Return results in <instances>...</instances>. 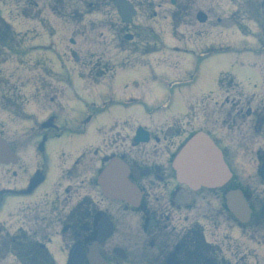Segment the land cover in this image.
<instances>
[{
  "label": "flooded vegetation",
  "instance_id": "af4514ba",
  "mask_svg": "<svg viewBox=\"0 0 264 264\" xmlns=\"http://www.w3.org/2000/svg\"><path fill=\"white\" fill-rule=\"evenodd\" d=\"M130 1L138 11L137 17L128 28L132 37L131 42H167L165 39L167 36H172L170 41L173 42H194L195 39L203 40L212 36L214 25L224 22L216 16L215 0ZM201 13L205 16L204 20L200 19ZM241 13L242 20L251 18L250 11L246 7ZM141 36L144 38L142 39ZM254 86L259 100L256 101L255 108L249 107L252 111L251 115L245 118L242 125L248 123L257 130L260 126L257 120L258 108L264 104V87L258 88L257 84ZM34 91L36 100H40L44 93H47L46 87L40 85ZM220 99V102L215 100L211 93L195 96L191 104L189 130L182 129L178 127V123H174L168 126L171 135L163 130L164 135L160 137L156 135L148 148L145 146L137 152L132 129L120 123L112 125L109 131L104 130L103 127L97 130L100 149L97 146L93 149L87 142L80 143L73 153L71 150L66 151L62 147H57L48 158L46 153L41 152V161L34 163V172H42L45 176V182L49 183V190L53 191L54 199L51 204L48 202L42 205L35 204L33 220L29 215L22 216V205L21 216L15 222V228L20 232L18 235H21L24 229L31 230L34 226H38L36 235L42 237V243L51 245L55 239H61L66 254L70 255L76 247L81 248L86 254L87 247L102 232L103 217L107 214L114 225V233L99 245L101 258L107 264H134L135 255L129 250L134 239V229L130 219L134 220L136 211L129 204L104 199L102 187L99 186V175L104 166L113 159H119L125 166L123 172L126 173V180L144 193L140 207L145 212L144 242L150 245L152 250H155L159 244L160 256L163 257L162 264H167L166 261L170 257L178 264H263L262 258L249 247V244L262 243L264 190L260 194L257 190L254 194H250L242 187L252 207L258 206L260 210L259 216H256L250 226L236 223L229 216L220 213L219 208H211L223 203L227 191L240 187L236 183H230L221 192L201 189L192 193L193 203L198 206L191 228L177 238L173 237V233L176 232V226L173 224L179 219L175 214L181 212V207L173 203L178 185L169 169L175 150L189 134L204 130L222 149L228 165H231L233 158L235 159V156L230 157V148L226 145L229 138L217 134V131L221 130L219 113L224 114L222 128L225 129L231 113L227 112L226 115L224 109L233 107L243 114L245 107L252 104L253 98L239 90L232 92L229 87H224ZM38 138L40 140L46 138L47 143H63L65 139H69L54 129H43ZM27 147L18 146L20 150L17 153L19 160L15 167V176H18V172L22 175L27 170L28 160H23L21 157L22 150H26ZM263 151L259 150L257 155L258 168L264 161ZM243 154L246 158L253 157L251 148L247 146H244ZM249 161L253 163L251 159ZM50 167L49 177L47 172ZM2 172L5 173V170L2 169ZM130 201L133 202L134 199L130 198ZM168 211L173 214L168 215ZM150 217L154 221V226L148 229ZM172 240V248H167L166 245H171ZM117 249L125 251L124 261L116 254ZM145 257L148 255L145 254ZM85 264H88L87 261Z\"/></svg>",
  "mask_w": 264,
  "mask_h": 264
},
{
  "label": "rangeland",
  "instance_id": "374dc122",
  "mask_svg": "<svg viewBox=\"0 0 264 264\" xmlns=\"http://www.w3.org/2000/svg\"><path fill=\"white\" fill-rule=\"evenodd\" d=\"M230 7L236 9L238 5L232 3ZM4 15L7 19H9V14L5 13ZM13 21L15 22V25L18 26V20ZM78 21L79 22L75 23V25L71 24V27L65 30L66 33H62L59 37L61 39L59 42H64V46H66L67 42H69V39L71 38H73L77 42L78 52L81 56V66L77 68L74 65V68H76L77 70H86V67H88L90 63L95 65L102 64L112 66L115 61H118V64H124L125 58L129 56H131V59H134L136 66L141 63V58L138 54V52L140 51L137 47V45H141V42H135L133 45L129 46H126L124 44V47H131L135 51L133 52L135 57L130 52H124L123 50L118 49L119 47L123 48V45L121 43V39L117 36V19L111 6H109L107 3L102 4L98 14L86 16V18H84L83 16L81 18L80 16ZM23 25L24 30L30 28L29 23H23ZM56 28L62 29L63 27L57 26ZM55 38L58 37L55 36ZM168 43L173 44L174 42ZM226 43H231L233 45V42ZM236 45H238V43ZM38 57L42 58L41 60L43 62L45 60L46 55ZM209 58V60L206 61V59H204L200 63V78L198 82V86L207 87L208 89H211L212 87H215L217 85L218 78L221 76L222 73H235L240 79L245 81L257 79L258 75L254 69L249 67H240L239 65H237L239 63L249 61L252 63H259L264 65V59L261 61L258 60V51L252 53H243V49L238 48L236 46H231V49L221 51ZM49 59L54 63L55 72H58L57 67H61L59 61L53 60L52 58ZM179 59L175 58L172 60L174 66L180 61ZM22 60V68L18 69V72L22 74V78H19L20 74H15L18 72L16 70V66L14 65V63H12L0 66V81L9 78V83L11 85L17 83V87L23 86V93L27 98H30L31 85L29 83L30 80L27 78L31 76H36L37 72H39V77H41L44 75L43 72L45 71V69L43 67L37 66L31 67L30 61H27L26 59ZM32 62L35 65L46 66L50 70L49 65H47L46 63H39V61ZM166 69L167 68L165 67L157 66L153 59H151L149 67H139L138 69L121 74L119 79V87L121 89L123 88L126 82H129V84H133L138 81L135 77V73L142 74L143 86H141L139 89L134 88L132 91L124 92L125 95H132L137 104L132 105L130 107V111L120 109L118 105L109 107L105 112L99 114V116L97 117L96 124L91 129V132L88 137H75L74 139H65L63 143H49L46 149L47 157H51L53 149L57 147H62L66 151H70L76 150L80 143L95 142L99 140L97 136V130L100 127L109 126L113 119H132L135 124H143L148 125V127H152L153 125L149 124L169 118L173 113H175L176 110L182 111L184 109V106L182 105V100L187 96V92L185 89L186 87H170L169 85L172 80L167 78L181 77L182 79H184V77L180 74H170L164 76L159 73L165 72ZM2 73H4L3 76ZM54 80L56 81V76H54ZM218 94L219 93H217L216 96H218ZM85 95L91 97L92 93H86ZM167 95H169L171 98V100L167 101V103L169 102V108L163 109V105L166 102L165 98ZM94 96L98 95L94 94ZM23 101L25 102L26 100L23 99ZM24 102L20 101V106H22ZM156 106H158L159 108ZM78 109H80V107H78ZM184 115L182 118H184ZM9 118L10 117L8 114L0 110V122L2 124L0 125V129H8L9 134L13 135L16 126H13L9 123ZM26 155H29V150L26 151L24 157ZM33 166L34 163H31L29 167L31 168ZM13 170L15 169H12V171ZM47 175L50 177L51 167L49 168ZM2 176L0 175V178H2ZM49 189V183L44 181L42 184H40L37 190L38 195L32 198L28 202V204H23L22 216H25V214H28L30 216L35 215L33 213V207L35 206V204L42 205L46 202L51 204L52 200L54 199L52 195L49 197L39 196L47 192ZM9 200H12V203L5 201L6 203H4L0 209V219H5L1 222L6 223L7 227L14 229L15 222L21 216V213L20 211L16 212V214L14 213V199ZM12 211V215L7 218ZM133 252L137 255L141 254V251L136 250L135 247H133ZM53 254L56 257L57 253L53 252Z\"/></svg>",
  "mask_w": 264,
  "mask_h": 264
}]
</instances>
